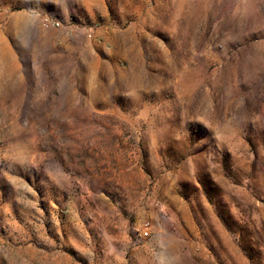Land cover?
Returning a JSON list of instances; mask_svg holds the SVG:
<instances>
[{"label":"rangeland","instance_id":"1","mask_svg":"<svg viewBox=\"0 0 264 264\" xmlns=\"http://www.w3.org/2000/svg\"><path fill=\"white\" fill-rule=\"evenodd\" d=\"M0 264H264V0H0Z\"/></svg>","mask_w":264,"mask_h":264},{"label":"built area","instance_id":"2","mask_svg":"<svg viewBox=\"0 0 264 264\" xmlns=\"http://www.w3.org/2000/svg\"><path fill=\"white\" fill-rule=\"evenodd\" d=\"M49 22L47 20H45L43 22V25L46 27L48 26ZM146 227V226H145ZM145 227L143 226L141 229L139 230H135L133 233V244H139L141 242V240L147 236V232L145 231Z\"/></svg>","mask_w":264,"mask_h":264}]
</instances>
